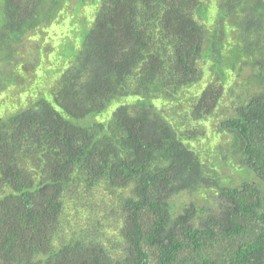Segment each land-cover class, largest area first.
I'll use <instances>...</instances> for the list:
<instances>
[{"label": "trees", "instance_id": "trees-1", "mask_svg": "<svg viewBox=\"0 0 264 264\" xmlns=\"http://www.w3.org/2000/svg\"><path fill=\"white\" fill-rule=\"evenodd\" d=\"M0 264H264V0H0Z\"/></svg>", "mask_w": 264, "mask_h": 264}]
</instances>
